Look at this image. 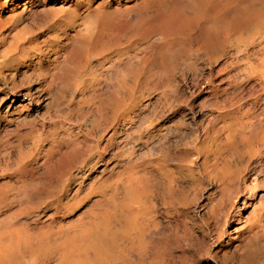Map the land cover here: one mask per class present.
Returning a JSON list of instances; mask_svg holds the SVG:
<instances>
[{
	"label": "rangeland",
	"instance_id": "374dc122",
	"mask_svg": "<svg viewBox=\"0 0 264 264\" xmlns=\"http://www.w3.org/2000/svg\"><path fill=\"white\" fill-rule=\"evenodd\" d=\"M92 10L123 50L63 62ZM260 124L264 0H0L12 264H264Z\"/></svg>",
	"mask_w": 264,
	"mask_h": 264
},
{
	"label": "bare ground",
	"instance_id": "6f19581e",
	"mask_svg": "<svg viewBox=\"0 0 264 264\" xmlns=\"http://www.w3.org/2000/svg\"><path fill=\"white\" fill-rule=\"evenodd\" d=\"M110 11L104 12L103 10H94V11L92 10L89 17L86 19V21L83 24L86 27L85 29L83 28L84 30L76 31L74 35H72L71 37L68 36L66 40H63V41L59 40L58 38L54 39L55 42L53 41L52 44L56 45L55 47L56 50L67 51L66 60L64 58L63 62L65 63L67 62L68 64H70L71 62L76 60L75 58H78L83 52L90 50V49H92V51H96V54L102 57L103 60H108L112 52L123 50V48L121 47V43L119 42L121 38H118L120 35L119 32L113 33L115 37L114 38L112 37L113 34L111 32L113 30V25H112L113 15ZM135 34H136L135 37L137 36L139 37L140 33L135 32ZM135 37H131L130 40H134ZM124 55H126V53ZM135 57H137V55H135ZM37 62L38 64L43 65L42 59H38ZM65 65L63 66L64 68L62 69L60 68L61 70H59L58 75H55V80L65 79V80H68V82H70V81H73L74 79L75 82H77L76 85H79L80 84L78 83L79 81H76L75 79L76 76L77 77L79 76L78 70L75 68H73V70L67 69L69 68V66L67 67V65L66 66ZM130 73L137 77L139 76L137 69L131 70ZM122 80H123L122 88H125L127 86V80H125V77ZM53 84L55 83H52L51 87L53 86ZM118 95L120 96L121 94H118ZM111 98L113 99L112 101L115 102L116 106L120 107L119 106L120 103L118 101L119 99H117L116 94L114 97H111ZM263 130H264V126L260 124L258 127V131L262 132ZM17 214L19 215V213ZM10 217L11 215H7L2 220H0V226ZM18 254L25 255L24 252L22 253L20 252ZM15 255L16 253L14 250L10 248V245L3 244L2 246H0V263L1 264H12V261L16 259Z\"/></svg>",
	"mask_w": 264,
	"mask_h": 264
}]
</instances>
